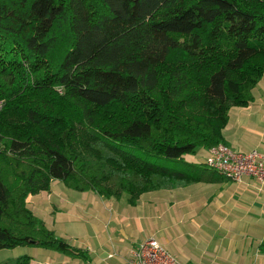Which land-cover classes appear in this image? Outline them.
<instances>
[{"label":"trees","instance_id":"obj_1","mask_svg":"<svg viewBox=\"0 0 264 264\" xmlns=\"http://www.w3.org/2000/svg\"><path fill=\"white\" fill-rule=\"evenodd\" d=\"M263 74L264 0H0V250L89 259L26 205L53 180L131 205L216 180L183 155L224 143Z\"/></svg>","mask_w":264,"mask_h":264},{"label":"crops","instance_id":"obj_2","mask_svg":"<svg viewBox=\"0 0 264 264\" xmlns=\"http://www.w3.org/2000/svg\"><path fill=\"white\" fill-rule=\"evenodd\" d=\"M251 94L245 106L229 108L221 132L234 150L264 152V74ZM207 149L183 158L203 163ZM214 178L143 192L134 205L51 183L27 206L57 237L87 251L89 259L34 246L24 255L28 264H123L140 241L154 237L185 264H264V189L249 177L240 183ZM46 202L54 205L49 218L43 216ZM5 258L0 255V264Z\"/></svg>","mask_w":264,"mask_h":264},{"label":"built area","instance_id":"obj_3","mask_svg":"<svg viewBox=\"0 0 264 264\" xmlns=\"http://www.w3.org/2000/svg\"><path fill=\"white\" fill-rule=\"evenodd\" d=\"M204 163L233 182L240 183L249 177L264 189V152L260 150H234L219 142L207 149ZM123 264L185 263L178 261L157 239L148 237L130 251Z\"/></svg>","mask_w":264,"mask_h":264},{"label":"rangeland","instance_id":"obj_4","mask_svg":"<svg viewBox=\"0 0 264 264\" xmlns=\"http://www.w3.org/2000/svg\"><path fill=\"white\" fill-rule=\"evenodd\" d=\"M0 106H1V102H0ZM204 149V148H203ZM203 149H200V150H198L199 151V153H202V152H204L205 153V151L203 150ZM199 153L196 151V153L195 154H197L198 156H199ZM82 158L83 159H86V161H87V163L88 164H92V165H97L98 164V162L99 161H97V160H95L94 159V157H92V156H90V155H86V154H84V155H82ZM197 160H199V159H197ZM204 161L205 160H203L202 162L204 163ZM117 177H114V178H112V180H110L111 182L110 183H108V185H110L111 187H113V188H115L116 187V184H117ZM54 186H55V184H60L61 186L63 185V186H65L66 188H68V189H66L68 192H77V190L76 191H74V189H71L70 188V190H69V187H67L63 182H61V181H58V180H53L52 182H51ZM43 191V190H42ZM118 193V196H111L110 198H115L117 201H122V203L123 204H128V194H126V193H124V192H117ZM32 195L33 194H28L27 195V197L25 198V202H26V205L28 204V205H30L31 203H30V201L31 200H33L32 199ZM53 204L52 203H45V207H42L43 208V210H45L46 209V215L47 216H45L44 214H43V216L45 217V218H49L50 217V215H51V212H52V210H53ZM29 208V207H28ZM30 209V208H29ZM31 210V209H30ZM32 211V210H31ZM33 212V211H32ZM34 213V212H33ZM42 219V218H41ZM44 222V221H43ZM46 225V224H45ZM47 226V225H46ZM48 227V226H47ZM49 228V227H48ZM53 231V230H52ZM55 233V232H54ZM30 249H31V247L30 246H18L16 249H14L13 251H8V250H2V251H0V255H3V256H5V257H7V258H5L6 259V261L5 262H3V263H1V264H5V263H12L13 261H15L16 260V258H17V256L19 255H24V253H28V251H30ZM10 255V256H9ZM8 259V260H7ZM9 259H13V260H9Z\"/></svg>","mask_w":264,"mask_h":264}]
</instances>
